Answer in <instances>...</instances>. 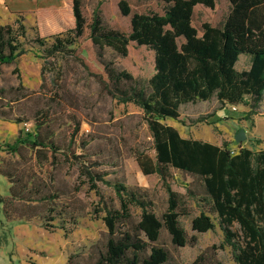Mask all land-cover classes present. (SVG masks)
<instances>
[{"label": "rangeland", "instance_id": "374dc122", "mask_svg": "<svg viewBox=\"0 0 264 264\" xmlns=\"http://www.w3.org/2000/svg\"><path fill=\"white\" fill-rule=\"evenodd\" d=\"M117 1L82 0L87 20L98 7L104 24L128 30V20L119 15ZM70 2L56 0L35 11V16L0 9L1 25H11L18 32L17 20L25 30L24 37H18L25 53L11 64H0V105L4 111V118H0V146L13 142L19 133H33L34 119L46 112L49 120L44 132L50 133L59 147L57 151L43 149L38 155L29 146H21L13 154L0 151V171L12 175L16 192L24 191L23 199L9 198L12 183L0 174V195L6 198L0 203V264H97L108 237L102 219L105 210L119 206L112 187L115 183L146 198L149 209L158 217L167 207L162 179L157 174H143L135 159L138 152L154 156L143 113L132 103H119L106 92L100 80L103 70L98 50L87 31L67 46L68 50L46 55L44 47L56 35L66 36L74 27ZM128 2L133 9H139L136 0ZM229 8L228 0H217L214 8L196 5L192 24L199 29L203 22L221 25ZM37 38L44 40V46L36 42ZM102 53L118 70L129 72L140 85H147L154 71L151 50L130 41L125 56L109 47ZM248 66L249 57L240 55L236 69ZM248 111L244 104L220 103L212 97L179 106L181 120L189 122L205 116V121L192 125L171 118L161 121L175 127L182 137L218 146L227 143L231 154L241 147L258 151L264 149V94L256 113ZM75 122L80 123L79 131L69 142V131ZM241 129L244 139L235 141ZM86 170L100 174L107 182H96V189L91 188ZM166 181L181 195L186 207L187 213L179 214L178 221L188 242L177 246L161 229L153 244L168 251L170 264H235L230 247L223 243L218 216L205 200L201 178L170 168ZM34 188L38 191L33 192ZM200 212L212 219V229H191V219ZM139 215L140 209L132 206V220L137 221ZM199 255L204 257L195 262Z\"/></svg>", "mask_w": 264, "mask_h": 264}, {"label": "trees", "instance_id": "16d2710c", "mask_svg": "<svg viewBox=\"0 0 264 264\" xmlns=\"http://www.w3.org/2000/svg\"><path fill=\"white\" fill-rule=\"evenodd\" d=\"M228 1L230 8L221 25L203 22L199 29L192 24L194 7L202 4L214 8L217 0H136L139 9H133L128 0H118V13L128 20L129 28L125 30L104 24L98 9L100 1L87 20L82 0H71L74 27L66 36L56 35L44 47L47 56L62 53L87 31L98 50L103 70L100 80L106 92L117 102L132 103L143 113L154 156L138 152L137 165L143 174H157L167 192L166 210L158 217L142 195L121 183L112 185L119 206L105 210L102 219L108 237L97 264H170L168 251L153 244L161 229L177 246L188 242L178 221L179 214L187 213L186 207L181 195L166 181L170 168L201 178L205 200L218 216L223 243L230 247L235 264H264V149L241 147L231 154L227 143L218 146L185 138L175 127L161 121L171 118L183 125L205 121V116L189 122L181 120L179 106L212 97L220 103L244 104L249 114L256 113L264 94V0ZM150 2L154 5L150 6ZM16 23L18 32L11 25L0 24V64H11L25 53L18 39L25 35L24 26L17 20ZM130 41L153 52L154 71L147 85H140L129 72L118 70L103 58L105 47L125 56ZM36 42L45 44L40 38ZM240 55L249 57V66L237 70L235 64ZM0 118H4L2 105ZM48 120L47 113L42 112L34 119L33 133H19L13 142L0 146V151L13 154L21 146L35 149L37 155L43 149L57 151L59 147L52 135L44 132ZM79 126L75 122L70 128L69 142L74 141ZM0 174L12 183L9 198L23 199L24 191L14 190L12 175L1 171ZM85 175L93 189L96 182H107L90 170ZM36 191L34 188L33 192ZM4 201L6 198L0 195V203ZM132 206L140 209L137 221L131 218ZM190 226L196 232H205L214 223L200 212L191 219ZM203 257L199 255L195 262Z\"/></svg>", "mask_w": 264, "mask_h": 264}, {"label": "crops", "instance_id": "0c3cea01", "mask_svg": "<svg viewBox=\"0 0 264 264\" xmlns=\"http://www.w3.org/2000/svg\"><path fill=\"white\" fill-rule=\"evenodd\" d=\"M55 3L56 0H0V9L11 14L25 13L26 16H35V11Z\"/></svg>", "mask_w": 264, "mask_h": 264}, {"label": "water", "instance_id": "95a60500", "mask_svg": "<svg viewBox=\"0 0 264 264\" xmlns=\"http://www.w3.org/2000/svg\"><path fill=\"white\" fill-rule=\"evenodd\" d=\"M245 133L244 130L241 129L235 136V141H241L242 139H244Z\"/></svg>", "mask_w": 264, "mask_h": 264}, {"label": "built area", "instance_id": "2783aa9c", "mask_svg": "<svg viewBox=\"0 0 264 264\" xmlns=\"http://www.w3.org/2000/svg\"><path fill=\"white\" fill-rule=\"evenodd\" d=\"M26 130L28 131V128Z\"/></svg>", "mask_w": 264, "mask_h": 264}]
</instances>
